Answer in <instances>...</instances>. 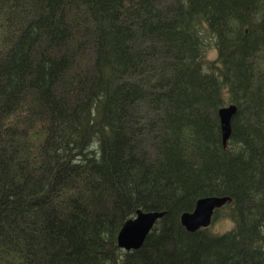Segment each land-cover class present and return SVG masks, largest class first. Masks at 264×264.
Wrapping results in <instances>:
<instances>
[{"label": "trees", "instance_id": "obj_1", "mask_svg": "<svg viewBox=\"0 0 264 264\" xmlns=\"http://www.w3.org/2000/svg\"><path fill=\"white\" fill-rule=\"evenodd\" d=\"M0 264H264V0H0Z\"/></svg>", "mask_w": 264, "mask_h": 264}, {"label": "water", "instance_id": "obj_2", "mask_svg": "<svg viewBox=\"0 0 264 264\" xmlns=\"http://www.w3.org/2000/svg\"><path fill=\"white\" fill-rule=\"evenodd\" d=\"M235 112L236 106L233 104L217 111L223 147L230 137V121ZM228 200L227 197L217 196L199 198L192 211L180 214L179 222L188 233L207 228L211 224L214 211L223 207ZM163 215V212L136 211L135 217L126 220L120 227L116 237L117 247L125 252L138 250L155 222Z\"/></svg>", "mask_w": 264, "mask_h": 264}, {"label": "rangeland", "instance_id": "obj_3", "mask_svg": "<svg viewBox=\"0 0 264 264\" xmlns=\"http://www.w3.org/2000/svg\"><path fill=\"white\" fill-rule=\"evenodd\" d=\"M210 51H212V49H210ZM214 56H215V52H209L208 54L209 58H213ZM230 227H231V223L228 219L221 221L218 219L215 222H213V224L210 226V229L212 232L221 233L223 231L225 232L226 230L230 229Z\"/></svg>", "mask_w": 264, "mask_h": 264}, {"label": "bare ground", "instance_id": "obj_4", "mask_svg": "<svg viewBox=\"0 0 264 264\" xmlns=\"http://www.w3.org/2000/svg\"><path fill=\"white\" fill-rule=\"evenodd\" d=\"M223 147V146H222ZM229 201V200H228ZM194 208V207H193Z\"/></svg>", "mask_w": 264, "mask_h": 264}]
</instances>
